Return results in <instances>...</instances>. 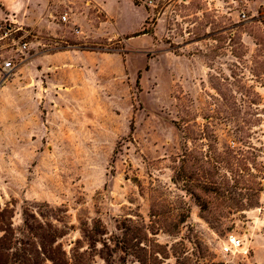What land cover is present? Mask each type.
<instances>
[{"label":"rangeland","instance_id":"rangeland-1","mask_svg":"<svg viewBox=\"0 0 264 264\" xmlns=\"http://www.w3.org/2000/svg\"><path fill=\"white\" fill-rule=\"evenodd\" d=\"M139 3L54 0L20 23L30 56L0 88V247L43 264L42 244L67 264H264V0Z\"/></svg>","mask_w":264,"mask_h":264},{"label":"built area","instance_id":"built-area-1","mask_svg":"<svg viewBox=\"0 0 264 264\" xmlns=\"http://www.w3.org/2000/svg\"><path fill=\"white\" fill-rule=\"evenodd\" d=\"M11 16L0 20V88L6 86L17 73L18 66L30 56L27 37L32 32L24 29L15 16ZM66 20L67 15L64 14L61 21ZM231 243L236 244V238H231Z\"/></svg>","mask_w":264,"mask_h":264},{"label":"trees","instance_id":"trees-1","mask_svg":"<svg viewBox=\"0 0 264 264\" xmlns=\"http://www.w3.org/2000/svg\"><path fill=\"white\" fill-rule=\"evenodd\" d=\"M134 3L136 5L140 4L139 0H134ZM252 21L255 22V25H256L255 27H257V28H254L255 31L259 29V32L258 31L254 32V34L250 33L251 36H253V38L255 39V42L258 47L257 52L254 53L253 55V58H254V62L255 60H257V62H261L263 61L261 60V58H264V12H260L259 17L253 18ZM244 23L245 21L242 24ZM146 33H151V30H148L147 28H143V30L139 32V34H146ZM252 71L257 76L256 74L257 71L256 72L254 70ZM254 104L256 103L252 102V106H255ZM248 157L249 156H245V159H248ZM259 184H262V183H259ZM263 187H264L263 184L262 186H259V190L261 191ZM227 190L229 189L227 188ZM42 237H45V235ZM6 239H7V235H4L3 240H6ZM42 254H44L48 259H50L52 264H67L66 252L64 251L62 255V253L56 250L55 248L53 247L47 248L45 244H42ZM13 257L15 259L14 261L18 264H43L42 262H44V259H42V261L40 260L42 257L40 253L38 254V250L37 251H33V250L27 251L25 248H23L21 251L6 254L5 252H3L2 247H0V259H2L0 260V264H8L9 259Z\"/></svg>","mask_w":264,"mask_h":264},{"label":"crops","instance_id":"crops-1","mask_svg":"<svg viewBox=\"0 0 264 264\" xmlns=\"http://www.w3.org/2000/svg\"><path fill=\"white\" fill-rule=\"evenodd\" d=\"M54 0H0V3L9 9L14 16V12H20L25 10V13H30L31 15L19 16V13L16 15L17 20L21 23L28 21L29 25L34 27L39 26L45 19V15L51 13L53 8ZM105 9L108 11L107 6L104 4ZM32 16V17H31ZM44 16V17H43ZM78 23V21L76 20Z\"/></svg>","mask_w":264,"mask_h":264}]
</instances>
